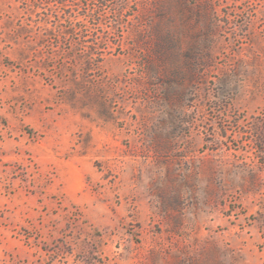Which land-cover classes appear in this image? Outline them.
Listing matches in <instances>:
<instances>
[{"label": "rangeland", "instance_id": "obj_1", "mask_svg": "<svg viewBox=\"0 0 264 264\" xmlns=\"http://www.w3.org/2000/svg\"><path fill=\"white\" fill-rule=\"evenodd\" d=\"M63 3L0 0V264H264V0Z\"/></svg>", "mask_w": 264, "mask_h": 264}, {"label": "trees", "instance_id": "obj_2", "mask_svg": "<svg viewBox=\"0 0 264 264\" xmlns=\"http://www.w3.org/2000/svg\"><path fill=\"white\" fill-rule=\"evenodd\" d=\"M61 5L67 6L65 3H63V0H61ZM69 6V5H68Z\"/></svg>", "mask_w": 264, "mask_h": 264}]
</instances>
